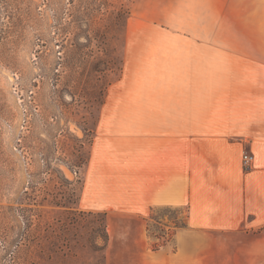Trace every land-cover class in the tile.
<instances>
[{"label": "rangeland", "instance_id": "obj_1", "mask_svg": "<svg viewBox=\"0 0 264 264\" xmlns=\"http://www.w3.org/2000/svg\"><path fill=\"white\" fill-rule=\"evenodd\" d=\"M198 11L199 0H0V264H264L218 234L202 261L199 247L184 252L185 209L144 219L80 205L128 34L183 31Z\"/></svg>", "mask_w": 264, "mask_h": 264}, {"label": "crops", "instance_id": "obj_2", "mask_svg": "<svg viewBox=\"0 0 264 264\" xmlns=\"http://www.w3.org/2000/svg\"><path fill=\"white\" fill-rule=\"evenodd\" d=\"M127 41L122 78L94 130L81 207L144 219L185 209L187 228L176 235L184 252L199 247L202 261L218 234L222 247L262 263L264 0H199L183 31Z\"/></svg>", "mask_w": 264, "mask_h": 264}, {"label": "built area", "instance_id": "obj_3", "mask_svg": "<svg viewBox=\"0 0 264 264\" xmlns=\"http://www.w3.org/2000/svg\"><path fill=\"white\" fill-rule=\"evenodd\" d=\"M254 156L248 152L243 154V167L245 171H250L253 167Z\"/></svg>", "mask_w": 264, "mask_h": 264}]
</instances>
